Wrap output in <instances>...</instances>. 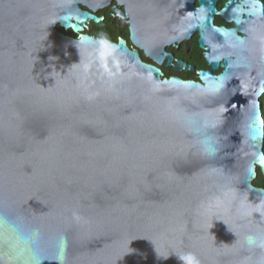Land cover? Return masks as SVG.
Instances as JSON below:
<instances>
[{"label": "water", "instance_id": "water-1", "mask_svg": "<svg viewBox=\"0 0 264 264\" xmlns=\"http://www.w3.org/2000/svg\"><path fill=\"white\" fill-rule=\"evenodd\" d=\"M219 1L0 0V264H264V2Z\"/></svg>", "mask_w": 264, "mask_h": 264}, {"label": "trees", "instance_id": "trees-1", "mask_svg": "<svg viewBox=\"0 0 264 264\" xmlns=\"http://www.w3.org/2000/svg\"><path fill=\"white\" fill-rule=\"evenodd\" d=\"M264 2V0H262ZM222 4V1H220V4ZM101 14L104 13L103 9H101ZM215 23L217 24H226L219 16H216ZM228 24V23H227ZM59 30H63L61 27H58ZM89 33L106 36L111 38L112 40L116 41L119 37H127L128 36V25L126 23L121 22L120 20H116L112 18L110 15H107V18L105 20H102L100 22H90L89 28L87 30ZM66 33L75 35L71 30L66 31ZM188 45H192L191 51H190V57L198 62L199 66H207V63L203 57L202 49L198 45V35L194 34L193 37L188 41ZM188 47V46H187ZM165 72L164 74L166 75ZM262 101V115L264 119V93L260 97ZM257 170V176L252 181L253 184L257 186L264 187V175L262 174L260 167H256Z\"/></svg>", "mask_w": 264, "mask_h": 264}, {"label": "flooded vegetation", "instance_id": "flooded-vegetation-1", "mask_svg": "<svg viewBox=\"0 0 264 264\" xmlns=\"http://www.w3.org/2000/svg\"><path fill=\"white\" fill-rule=\"evenodd\" d=\"M220 1H222V4H223V2L226 1V0H220ZM220 1H219L218 4H217V7H218V8H220L221 5H222V4L219 5V4H220ZM113 3H114V1H113ZM102 9H103L104 13L101 14V12H100L101 9H99V10L97 11V14H98L99 16H103V17H104V20L107 18V15H110L112 18H114V19H116V20H120V21L123 22V23H126L125 21H123L121 18H119L118 16H116V15L112 12V10H111V5H110V6H107V7H105V8H102ZM225 23H226V22H225ZM126 24H127V23H126ZM216 24H217V23H216ZM127 25H128V24H127ZM225 25L230 26V25H232V23H228V24L226 23ZM87 32H88V31H87ZM90 34H92V33H90ZM94 35H96V34H94ZM128 35H129V33H128ZM96 36H101V35H96ZM102 37L107 38V39H111V38L106 37V36H102ZM121 37H123V36H121ZM125 38H127V40H128V44L131 46V42L129 41L128 36L125 37ZM188 41H189V40H187V41H183L182 43L179 44V46H178L177 48L174 47V46H169V47H167V50L173 52V55H174V58H175L174 61H173V63H175L176 60L180 59V60L186 62L187 64L192 65V66L194 67V69H192V70H188V71L181 70V71H179V72H176V71L174 70L173 66H166L165 63H163L162 65H160V67L162 68V70H163L164 73H165V72H168V73H166V75H173V74H176V75H179V76H181V77H183V78H185V79H196V78H197L196 71H197L198 69H208V68H209V65H208V64H207V66H204V67L199 66V65H198V62L195 61L194 59H192V58L190 57V51H191L192 45H188ZM187 46H188V47H187ZM202 53H203V50H202ZM143 57H144V56H143ZM203 57H204V56H203ZM144 58L147 59V60H149V58H146V57H144ZM220 70H221V69H220ZM220 70H218L217 72H219Z\"/></svg>", "mask_w": 264, "mask_h": 264}]
</instances>
